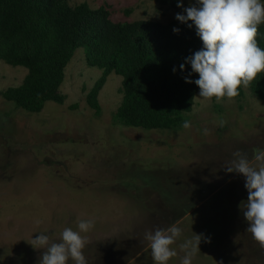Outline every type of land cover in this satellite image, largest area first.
Returning a JSON list of instances; mask_svg holds the SVG:
<instances>
[{
	"label": "rangeland",
	"instance_id": "1",
	"mask_svg": "<svg viewBox=\"0 0 264 264\" xmlns=\"http://www.w3.org/2000/svg\"><path fill=\"white\" fill-rule=\"evenodd\" d=\"M67 1L104 7L113 22L167 23L182 12L160 0ZM26 74L0 61V91ZM101 75L79 47L64 69L62 104L47 101L27 112L0 96V264H38L44 250L34 249L32 237L58 238L88 219L94 228L81 233L88 264H153L145 234L172 226L181 235L168 264H180L187 240L192 264H264V248L245 231L238 208L248 195L244 177L224 170L233 152L251 157L264 148V98L243 86L242 96L220 100L198 91L184 121L145 130L115 117L120 75L106 77L100 111L89 106Z\"/></svg>",
	"mask_w": 264,
	"mask_h": 264
},
{
	"label": "trees",
	"instance_id": "2",
	"mask_svg": "<svg viewBox=\"0 0 264 264\" xmlns=\"http://www.w3.org/2000/svg\"><path fill=\"white\" fill-rule=\"evenodd\" d=\"M257 41L264 48V24ZM79 47L86 63L102 70L87 94V103L97 113V95L112 72L122 77L123 99L115 117L125 126L169 129L192 109L199 88L184 80L190 65L186 71L179 65L202 47L194 27L176 19L113 22L104 7L93 9L87 2L72 6L67 0H0V61L27 70L20 85L0 91V96L27 112L40 111L47 101L62 104L64 69ZM196 78L198 74L191 77ZM248 87L263 99L264 73ZM243 92L241 86L237 96Z\"/></svg>",
	"mask_w": 264,
	"mask_h": 264
},
{
	"label": "clouds",
	"instance_id": "3",
	"mask_svg": "<svg viewBox=\"0 0 264 264\" xmlns=\"http://www.w3.org/2000/svg\"><path fill=\"white\" fill-rule=\"evenodd\" d=\"M177 7L182 12L175 19L194 27L202 41V47L179 65L180 71H186V65H190L191 71L184 80L199 88V97L207 100L236 97L241 86L248 87L258 74L264 73V48L257 41L259 27L264 24V0H194L188 7L178 0ZM179 31L173 28V32ZM176 71L174 67L173 72ZM195 74L198 78L191 79ZM224 170L244 177L248 195L238 208L247 224L245 231L264 248V148L253 149L251 157L239 150L233 152ZM93 228V220H79L75 230L65 227L58 238L47 233L32 237L34 249L44 250L38 264H88L83 252L86 240L81 233ZM180 235L175 226L145 234L153 264H168L178 255L172 246ZM200 239L197 235L196 247ZM191 244L187 240L180 245L184 252L180 264H192L194 253L188 250Z\"/></svg>",
	"mask_w": 264,
	"mask_h": 264
}]
</instances>
